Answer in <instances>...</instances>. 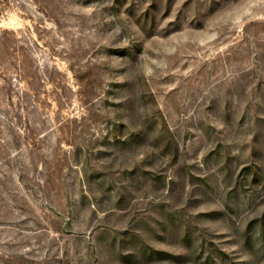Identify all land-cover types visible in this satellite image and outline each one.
Masks as SVG:
<instances>
[{"label":"rangeland","instance_id":"obj_1","mask_svg":"<svg viewBox=\"0 0 264 264\" xmlns=\"http://www.w3.org/2000/svg\"><path fill=\"white\" fill-rule=\"evenodd\" d=\"M0 264H264V0H0Z\"/></svg>","mask_w":264,"mask_h":264}]
</instances>
